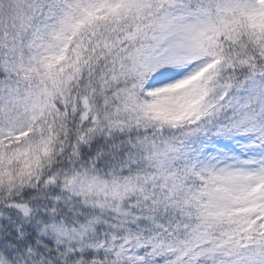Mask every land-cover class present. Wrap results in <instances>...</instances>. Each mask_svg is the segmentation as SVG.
<instances>
[{
  "label": "snow or ice",
  "instance_id": "1",
  "mask_svg": "<svg viewBox=\"0 0 264 264\" xmlns=\"http://www.w3.org/2000/svg\"><path fill=\"white\" fill-rule=\"evenodd\" d=\"M0 264H264V0H0Z\"/></svg>",
  "mask_w": 264,
  "mask_h": 264
}]
</instances>
